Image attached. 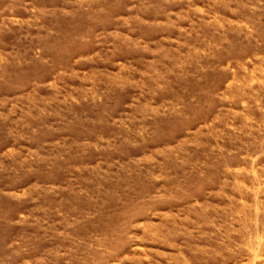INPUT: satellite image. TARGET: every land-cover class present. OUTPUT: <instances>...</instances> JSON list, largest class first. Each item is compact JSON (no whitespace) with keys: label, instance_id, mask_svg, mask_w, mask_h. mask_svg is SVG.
Wrapping results in <instances>:
<instances>
[{"label":"rangeland","instance_id":"obj_1","mask_svg":"<svg viewBox=\"0 0 264 264\" xmlns=\"http://www.w3.org/2000/svg\"><path fill=\"white\" fill-rule=\"evenodd\" d=\"M0 264H264V0H0Z\"/></svg>","mask_w":264,"mask_h":264}]
</instances>
